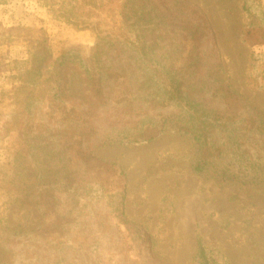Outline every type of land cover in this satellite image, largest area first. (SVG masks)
<instances>
[{"label": "trees", "instance_id": "1", "mask_svg": "<svg viewBox=\"0 0 264 264\" xmlns=\"http://www.w3.org/2000/svg\"><path fill=\"white\" fill-rule=\"evenodd\" d=\"M37 1L50 16L95 32L96 43L88 60L65 53L55 58L48 39L32 40L35 31L26 28L19 37L27 43L26 61L11 62L0 52V73H13L20 81L16 92L23 93L17 105L25 148L22 161L8 163L13 167L2 172L3 207L23 201L43 212L52 207L66 220L49 229H25L0 213V264H167L146 232L136 234L143 255L132 258L125 188L118 198L86 173L84 162H62L76 143L93 154L114 142L153 141L150 130L174 127L196 146L194 173L264 190V108L226 78L216 33L198 5ZM240 1L247 27L264 29L262 1ZM18 30H2L10 36L0 49L12 44ZM17 64L21 67L14 68ZM249 80L264 94V52L252 54ZM53 155L57 162H48ZM52 170L56 175L50 178ZM195 263L217 264L200 240Z\"/></svg>", "mask_w": 264, "mask_h": 264}, {"label": "rangeland", "instance_id": "2", "mask_svg": "<svg viewBox=\"0 0 264 264\" xmlns=\"http://www.w3.org/2000/svg\"><path fill=\"white\" fill-rule=\"evenodd\" d=\"M188 1L198 5L211 22L232 87L264 108V94L249 80L252 54L264 52V29L247 27L240 0ZM0 25V42L10 36L2 31L4 28H21L15 35L13 32L11 45L0 49L11 62L28 59L27 43L20 39L26 28L35 31L32 40L48 39L55 58L65 53L88 60L96 43L95 32L50 16L37 0H0ZM14 75L0 73V185L2 172L22 161L25 149L20 138L23 114L17 105L23 93L17 94L20 81ZM75 88L79 90L77 84ZM38 90L45 93L43 88ZM159 132L153 129L147 133L156 136L153 141L114 142L93 154L80 150L76 143L62 162H84L86 173L105 183L118 198L125 188L124 211L130 223L127 239L133 259L143 255L136 234L146 232L152 238L154 251L167 264H196L199 240L212 252L217 264H263L264 190L194 173L198 153L193 140L174 127ZM35 155L36 160H41L40 151ZM48 162H57L55 156ZM55 175L52 170L50 178ZM6 202V193L0 189V213L11 218L14 226L49 229L66 222L52 212V207L43 212L23 201L3 207Z\"/></svg>", "mask_w": 264, "mask_h": 264}]
</instances>
